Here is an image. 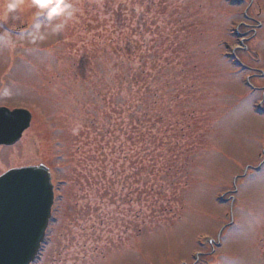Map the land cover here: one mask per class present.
I'll return each mask as SVG.
<instances>
[{"label":"rangeland","instance_id":"1","mask_svg":"<svg viewBox=\"0 0 264 264\" xmlns=\"http://www.w3.org/2000/svg\"><path fill=\"white\" fill-rule=\"evenodd\" d=\"M64 2L0 0V106L31 113L0 175L60 192L33 264H264V0Z\"/></svg>","mask_w":264,"mask_h":264},{"label":"water","instance_id":"2","mask_svg":"<svg viewBox=\"0 0 264 264\" xmlns=\"http://www.w3.org/2000/svg\"><path fill=\"white\" fill-rule=\"evenodd\" d=\"M26 110L0 108V146L15 144L28 128ZM53 201L44 166L11 169L0 176V264H31L43 241Z\"/></svg>","mask_w":264,"mask_h":264},{"label":"clouds","instance_id":"3","mask_svg":"<svg viewBox=\"0 0 264 264\" xmlns=\"http://www.w3.org/2000/svg\"><path fill=\"white\" fill-rule=\"evenodd\" d=\"M23 0H2L3 8L5 9V14L16 11V9L21 5ZM32 4L41 11L48 10V19L51 20L53 17L67 15L70 19L73 15L71 4H67L64 0H31ZM55 5V6H53ZM64 28V23L56 24L52 28V32H60ZM39 39H44V37H39ZM9 43L14 47L15 43L9 40Z\"/></svg>","mask_w":264,"mask_h":264},{"label":"trees","instance_id":"4","mask_svg":"<svg viewBox=\"0 0 264 264\" xmlns=\"http://www.w3.org/2000/svg\"><path fill=\"white\" fill-rule=\"evenodd\" d=\"M141 74H142V73H140L139 75H137L136 78H135V79H137V80H136V84L141 83V85H140L139 88H141L143 85L146 84L145 89H143V87H142L140 90L143 89V90H144V93H145V92H149V93H153L154 95H156V93H155V92L157 91L156 89L153 90L154 92L147 91V87H148V85H147V83H146V81H145L146 79H143V78L141 77ZM153 94H152V96H154ZM151 98H152V97H150V99H149L150 101H149V102H148V101H144L146 108H148L147 105H149V104H152V108H154L156 105H159V103L155 100L156 98H153V99H152L153 101H151ZM140 100H142V99L140 98ZM153 106H154V107H153ZM152 110H153V109H152ZM152 114H155V115H153V117H155L154 119L157 120V122H158L159 124L163 122L164 119H163V115H162V114H160L159 112L156 113V111H155V112H152ZM156 114H158V115H156Z\"/></svg>","mask_w":264,"mask_h":264},{"label":"flooded vegetation","instance_id":"5","mask_svg":"<svg viewBox=\"0 0 264 264\" xmlns=\"http://www.w3.org/2000/svg\"><path fill=\"white\" fill-rule=\"evenodd\" d=\"M0 29L2 30V31H0V34L1 35H4L5 34V37L4 38H6V36L8 34L11 35V36H13V37H19L24 32V27H20L18 29H12V28H10L8 30H6V28H5V30H3L4 28L2 27Z\"/></svg>","mask_w":264,"mask_h":264}]
</instances>
